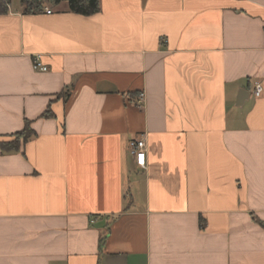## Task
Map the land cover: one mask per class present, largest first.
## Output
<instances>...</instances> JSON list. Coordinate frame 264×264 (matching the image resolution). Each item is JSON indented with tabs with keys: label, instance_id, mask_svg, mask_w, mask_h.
Listing matches in <instances>:
<instances>
[{
	"label": "crops",
	"instance_id": "0c3cea01",
	"mask_svg": "<svg viewBox=\"0 0 264 264\" xmlns=\"http://www.w3.org/2000/svg\"><path fill=\"white\" fill-rule=\"evenodd\" d=\"M18 2L0 142L36 135L0 147V264H264V0Z\"/></svg>",
	"mask_w": 264,
	"mask_h": 264
},
{
	"label": "trees",
	"instance_id": "16d2710c",
	"mask_svg": "<svg viewBox=\"0 0 264 264\" xmlns=\"http://www.w3.org/2000/svg\"><path fill=\"white\" fill-rule=\"evenodd\" d=\"M12 0H0V13L7 10V5ZM24 13H36L44 10L45 2L58 6L61 3H66L68 10L74 13L82 15H92L100 10L99 0H19ZM59 98H63L66 101L69 98L68 91L60 94ZM54 114L50 107H48L42 114L45 118H50ZM36 135V132L31 127V122L26 121L24 128L21 131L14 133L10 140L1 141L0 147L3 151L10 152L19 150L22 144H25L28 140ZM105 240L102 239L101 243Z\"/></svg>",
	"mask_w": 264,
	"mask_h": 264
},
{
	"label": "built area",
	"instance_id": "2783aa9c",
	"mask_svg": "<svg viewBox=\"0 0 264 264\" xmlns=\"http://www.w3.org/2000/svg\"><path fill=\"white\" fill-rule=\"evenodd\" d=\"M48 13H51L52 11L50 9H46ZM34 61V68L38 69L40 71H47L48 67L44 65L41 61L40 55H35L33 58ZM261 95V88L259 86L255 89V96ZM144 99V93H141L138 97V103L141 104ZM128 149L132 157L134 158V162L136 166L138 167H145L146 165V141L143 136L133 138L128 143ZM96 219L93 218L92 222H94Z\"/></svg>",
	"mask_w": 264,
	"mask_h": 264
},
{
	"label": "rangeland",
	"instance_id": "374dc122",
	"mask_svg": "<svg viewBox=\"0 0 264 264\" xmlns=\"http://www.w3.org/2000/svg\"><path fill=\"white\" fill-rule=\"evenodd\" d=\"M19 2H18V0H13V4H18ZM45 5H47V6H49V7H52L53 5H51V4H49V3H47V2H45ZM56 10H59V9H61V7H59V8H55Z\"/></svg>",
	"mask_w": 264,
	"mask_h": 264
},
{
	"label": "water",
	"instance_id": "95a60500",
	"mask_svg": "<svg viewBox=\"0 0 264 264\" xmlns=\"http://www.w3.org/2000/svg\"><path fill=\"white\" fill-rule=\"evenodd\" d=\"M239 100H241V102H242V96H239Z\"/></svg>",
	"mask_w": 264,
	"mask_h": 264
}]
</instances>
